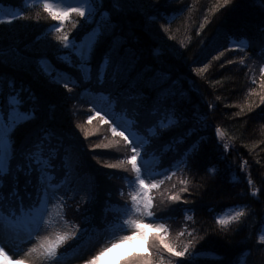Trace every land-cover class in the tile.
I'll return each mask as SVG.
<instances>
[{
  "label": "trees",
  "instance_id": "1",
  "mask_svg": "<svg viewBox=\"0 0 264 264\" xmlns=\"http://www.w3.org/2000/svg\"><path fill=\"white\" fill-rule=\"evenodd\" d=\"M0 4L5 13L22 7L21 0H0ZM93 7L96 11L92 16L72 12L61 22L44 11L42 3L29 0L25 9L28 18L0 24V56L5 57L0 62V77L14 78L17 87L34 97L27 106L34 109L35 118L18 130L17 137L26 129H46L60 137L63 148L73 157L75 170L67 189L72 199L65 210L66 220L81 223L82 212L76 211L80 204L81 209L87 207L95 213L100 225L102 208L109 201L131 203V189L124 180L134 175L131 165H106L130 154L123 138L111 133L109 121H113V115L121 117L122 123L125 119L135 120L134 105L118 97L110 84L101 87L95 81V58L93 80L70 84L71 93L63 88V81L56 83L46 76L40 65L41 59H47L78 76L76 70L57 62L65 49L49 26L60 27L62 23L61 32L67 31L69 39L75 38L78 43L99 28L100 14L107 12L111 27L101 37L100 49L118 38L121 53L131 50L133 76L140 73L148 79L166 74V82L162 83L171 92L170 103L179 113V126L165 132L162 140L153 141L144 156L145 160L156 158L153 171L163 175L175 172L170 179L164 177L159 188H151L153 211L166 226V241L180 250L195 237V248L190 246L189 251L198 255L191 257L190 264H233L242 252L249 253L244 264H264V244L258 242L264 227V103L260 100L264 89L259 70L264 59L256 55L255 47L243 51L230 47L232 42L242 43L241 37H258L264 4L260 0H230L227 5L222 0H128L117 9L112 0H103V7L96 0ZM219 52L223 55L217 58ZM72 59L75 61L74 56ZM204 65L207 68L203 72L196 71ZM90 103L107 116L103 124L93 115ZM87 115H93L91 122ZM149 122L140 118L139 136L146 135L143 128ZM217 128L223 132L222 137L217 135ZM82 129L90 133L88 137ZM181 137L183 142H179ZM93 143L109 147L91 148ZM224 144L229 147L225 149ZM193 145L196 148L187 166L172 168L171 164ZM182 180L187 183L182 184ZM90 183L96 186L97 195L91 205L81 199L85 196L82 189ZM185 187L188 191H181ZM252 187L259 190L255 196ZM121 188L124 196L120 195ZM173 194L181 199L172 200ZM242 207L245 215L239 220L223 227L217 223V217L227 210ZM158 234L151 232L148 240V250L155 260L163 257L162 264H189L187 255L175 257L163 249L154 239Z\"/></svg>",
  "mask_w": 264,
  "mask_h": 264
},
{
  "label": "snow or ice",
  "instance_id": "2",
  "mask_svg": "<svg viewBox=\"0 0 264 264\" xmlns=\"http://www.w3.org/2000/svg\"><path fill=\"white\" fill-rule=\"evenodd\" d=\"M21 2V8L9 13H5L2 10L3 5L0 4V24H10L16 18H28L25 9L29 5V0H21ZM60 2L63 7L54 5L50 0H41L43 10L57 21L62 22L72 12L86 17L92 16L96 11L93 7L96 0H60ZM127 2L128 0H112L113 6L117 9ZM222 2L227 5L230 0H222ZM99 3L103 7V0H99ZM260 3L264 4V0H260ZM71 4L80 6L71 7L69 6ZM36 19H39V14ZM100 21L99 28L93 29L78 43L75 38L69 39L67 31L61 32L62 23L60 27L49 26L56 33L55 40L65 49L57 57V62L76 70L78 76L57 67L47 59H41L40 65L46 76L56 83L63 81V88L71 93L73 88L70 84L79 85L93 80L92 61L95 58L97 60L95 81L101 87L110 84L117 90L118 97H123L134 105L133 110L137 113L135 120L125 119L122 123L121 117L113 115L114 122L109 121L111 133L113 136L123 138L130 154L118 162L106 165L111 168H124L125 163L131 165L134 175L124 177L125 183L131 189L128 193L131 203L109 201L102 208L100 225L96 223L95 213L87 207L81 209L80 204L76 205V211L82 212L81 223L66 220L65 210L68 207V200L72 199L68 196L67 189L72 183L71 177L75 170L73 157L63 148L60 137L46 129L39 132L35 128L26 129L22 136L17 137L18 130L35 118L34 109L27 106L28 101L34 97L23 87H17L14 78L2 76L0 77V264H13V258L15 264H64L69 255L80 261V264H101L102 258L108 253H113L108 264H162L163 257L155 260L153 253L148 250L149 236L146 231L148 227L164 230L154 239L173 256L187 255L190 264L191 257L198 255L189 251L190 246L195 248V237L177 250L174 244L166 241L167 229L163 223L147 225L143 222L144 217L159 219L155 217L153 199L148 191L150 188H159L163 183V180L152 178L162 174L153 171L156 158L145 160L144 156L148 154L153 141L162 140L165 132L171 131L180 124L178 110L170 103L172 94L162 83L166 82V74L162 73L158 78L148 79L140 73L133 76L135 62L131 50L121 53L118 38L112 40L107 48L100 49L101 37L111 27L107 12H101ZM105 21L107 22L104 23ZM261 25L255 40L246 36L241 37L242 43L232 42L230 47L239 48L241 51L247 47H255L256 55L264 59V18L261 20ZM162 27L165 31L168 30L166 25ZM222 55L223 52H219L217 58ZM73 56L75 61L72 59ZM4 59L5 57L0 56V62ZM240 62H244L243 57L240 58ZM206 68L207 65H204L196 71L203 72ZM259 70L261 88L264 89V64L260 65ZM260 100L264 103V96H261ZM88 106L92 109L93 115L99 117L101 124L107 120V116H102L91 103ZM93 115H87V121L91 122ZM141 117L150 121L143 128L146 133L144 137L138 135L141 131ZM77 127L82 128L79 124ZM216 131L218 136H223L219 128ZM83 134L88 137L90 133L83 130ZM183 139L181 137L179 142H183ZM115 143L119 144L120 141L116 140ZM90 147L107 148L109 145L93 143ZM167 147L171 149L172 145L168 144ZM228 147V144H224L225 149ZM195 148L196 146L193 145L190 151H185L180 159L171 164V167L187 166L191 160L190 153ZM172 175H175L174 171L168 172L165 179H170ZM146 180L150 182L146 183ZM181 183L186 184L187 181L182 180ZM248 183L251 185L253 181L249 179ZM82 191H85V196L81 198L83 202L89 205L96 202L94 184L90 183ZM181 191L186 192L188 189L185 187ZM251 191L255 196L259 190L252 187ZM120 195H125L123 188L120 189ZM170 198L181 199L178 194H173ZM244 215L245 210L242 207L231 216L217 217V223L223 227ZM50 229L54 230L50 231ZM260 231L262 234L258 235V242L264 244V227ZM97 245H99L98 250ZM92 251L95 254L85 258L86 254ZM247 254L249 253L239 254L233 264H244ZM169 264L172 262L169 261ZM181 264L186 262L181 261Z\"/></svg>",
  "mask_w": 264,
  "mask_h": 264
},
{
  "label": "rangeland",
  "instance_id": "3",
  "mask_svg": "<svg viewBox=\"0 0 264 264\" xmlns=\"http://www.w3.org/2000/svg\"><path fill=\"white\" fill-rule=\"evenodd\" d=\"M50 2L51 3H53L54 5H57L58 7H63L64 5L60 2V0H50ZM34 3H41V0H35V2ZM69 6H71V7H79L80 5L79 4H71V5H69ZM71 13H69L68 14V16L70 15ZM67 16V17H68ZM66 17V18H67ZM65 18V19H66ZM64 19V20H65ZM63 20V21H64ZM140 157H138L137 158V160H138V163H140L141 161H140V159H139ZM154 166H155V164H154ZM154 166H153V169H154ZM168 175V173L166 174V175H163V174H161V175H157V176H154V177H152L153 179H156V180H162L165 176H167ZM150 181H147L146 180V183H149ZM63 193V192H62ZM61 193V194H62ZM148 194L151 196V188L149 189V191H148ZM63 195V194H62ZM153 205H154V202H153ZM154 207V206H153ZM241 208H231V209H229V210H227L226 212H224L222 215H220L219 217H228V216H231V215H233V213H235L236 211H239ZM66 219V218H65ZM143 222L145 223V224H147V225H152V224H155V223H161V222H159V220L158 219H153V218H148V217H144L143 218ZM51 230H54V229H50V231ZM131 229H129V231H130ZM163 229H156L155 227H148L147 229H146V231L148 232V236H149V234L151 233V232H155V231H157V232H161ZM98 248H99V245H97V250H98ZM7 250V249H6ZM26 250V249H25ZM10 255L12 254V253H9ZM92 254H95V252L94 251H92V252H90V253H87L86 254V256H85V258H87V256H90V255H92ZM112 255H113V253H108V254H106L103 258H102V261H101V264H108V261L111 259V257H112ZM13 264H15V258H13ZM64 264H80V261H78V260H76V259H73L72 257H71V255H69L66 259H65V261H64Z\"/></svg>",
  "mask_w": 264,
  "mask_h": 264
}]
</instances>
